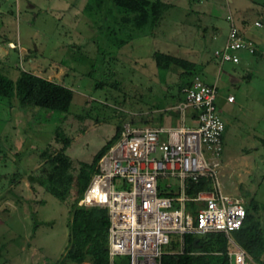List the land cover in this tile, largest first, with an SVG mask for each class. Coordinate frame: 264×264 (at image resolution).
I'll list each match as a JSON object with an SVG mask.
<instances>
[{
    "label": "rangeland",
    "instance_id": "374dc122",
    "mask_svg": "<svg viewBox=\"0 0 264 264\" xmlns=\"http://www.w3.org/2000/svg\"><path fill=\"white\" fill-rule=\"evenodd\" d=\"M163 1L170 5L155 26L136 27L121 19L131 13L112 0L100 5L93 0H0V70L12 79L20 69L28 70L72 90L66 113L39 106L19 108L15 97H0V198L21 199L20 204L10 206L7 201L0 206L4 213L0 264H59L74 185L58 197L26 179L28 172L36 173L41 166L42 150L60 147L55 128L70 138L64 152L74 173L77 162L89 161L117 125L179 122L169 109L182 98L179 84L184 71L171 64L165 70L157 68L153 51L195 62L196 75L216 86L215 104L224 123L218 168L221 189L244 205L255 203L254 217L262 225L263 44L252 40L256 56V50H237L236 63L218 62L212 53L225 42L227 14L235 25L242 17L251 32L264 33V0ZM259 14L263 24L255 26ZM227 94L231 101L225 100ZM161 181L175 183V178ZM247 259V264H257ZM112 264H126V257L114 256Z\"/></svg>",
    "mask_w": 264,
    "mask_h": 264
},
{
    "label": "built area",
    "instance_id": "2783aa9c",
    "mask_svg": "<svg viewBox=\"0 0 264 264\" xmlns=\"http://www.w3.org/2000/svg\"><path fill=\"white\" fill-rule=\"evenodd\" d=\"M229 20L225 42L212 53L218 62L236 63L237 50L253 53V41ZM253 24L260 26L259 20ZM176 125L121 124L119 136L96 161V171L77 203L106 209L107 264L125 256L126 264H160L171 235L182 251L184 233L221 231L230 244L228 264H244L245 251L229 236L244 216L241 199L225 193L218 177L224 123L215 104L216 86L198 76L180 87ZM226 101L232 96L227 94ZM187 120L190 125H185ZM175 178V183L161 181ZM208 187L188 195L186 180ZM195 204L193 210L185 202Z\"/></svg>",
    "mask_w": 264,
    "mask_h": 264
},
{
    "label": "trees",
    "instance_id": "16d2710c",
    "mask_svg": "<svg viewBox=\"0 0 264 264\" xmlns=\"http://www.w3.org/2000/svg\"><path fill=\"white\" fill-rule=\"evenodd\" d=\"M103 0H93L100 5ZM131 17L122 16L121 19L130 21L134 26L141 27L148 23L155 26L162 12L170 5L163 0H112ZM154 65L160 69L177 65L183 69V83L186 84L196 75V64L193 61L174 56L165 52L153 51ZM197 76V75H196ZM0 97L10 99L15 97L19 108L39 106L57 112L67 111L72 98V90L54 80L20 69L12 79L0 70ZM172 115L177 116L174 109H169ZM121 126L117 125L114 133L99 147L89 161L79 160L73 171L71 160L64 152L70 142L61 129L55 128L54 137L61 142L59 148L48 152L45 149L39 153L42 164L36 173L28 172L26 179L29 184L36 183L48 192L63 197L74 185L75 197L67 209L66 244L56 259L59 264H107V225L106 209L100 206H83L77 203L85 188L90 175L96 171V161L119 136ZM185 189L188 195L196 190L207 188L205 179L196 181L187 179ZM185 208L193 210L195 204L185 202ZM257 211L255 203L249 201L244 205V216L237 229L229 232V236L245 251L248 258L257 264H264V216L262 225H258L254 217ZM35 225V223H33ZM176 235H171L164 246V253L160 256V264H228L227 251L230 244L221 231L204 232L201 234L184 233L182 235V251L178 249ZM194 238H196L194 240ZM250 262L245 258V263Z\"/></svg>",
    "mask_w": 264,
    "mask_h": 264
},
{
    "label": "crops",
    "instance_id": "0c3cea01",
    "mask_svg": "<svg viewBox=\"0 0 264 264\" xmlns=\"http://www.w3.org/2000/svg\"><path fill=\"white\" fill-rule=\"evenodd\" d=\"M263 11H264V9H263ZM227 15H229V14H227ZM230 16V15H229ZM231 17V16H230ZM232 20V19H231ZM255 20H262V16L259 14L253 21H255ZM232 22H233V24H234V21L232 20ZM237 25H235L239 30H240V32L242 33V35L243 36H245L246 38H249V39H251V40H253L254 42H257V43H262L263 45V48H264V33H262V34H257V33H253V32H251L250 30H249V27L244 23V19L242 18V17H239V18H237V21L235 22ZM260 23H261V21H260ZM263 23H261V25H262ZM254 25V24H253ZM260 25V26H261ZM256 26V25H255ZM258 53H257V50L254 52V54L253 55H257ZM239 60H240V57H238V61L237 62H239ZM214 84V83H213ZM21 200V199H20ZM20 200H19V198H17V197H15L14 199H10V198H7L6 196H3V197H1L0 198V206L1 205H3V203L5 204V203H7V201H8V203L7 204H10V206L11 205H16V204H20ZM22 200H25V199H23L22 198ZM28 201V200H27ZM6 204V205H7ZM5 210V209H4ZM0 214H4L3 212H0ZM26 214V213H25Z\"/></svg>",
    "mask_w": 264,
    "mask_h": 264
},
{
    "label": "water",
    "instance_id": "95a60500",
    "mask_svg": "<svg viewBox=\"0 0 264 264\" xmlns=\"http://www.w3.org/2000/svg\"><path fill=\"white\" fill-rule=\"evenodd\" d=\"M196 238H194V240H195Z\"/></svg>",
    "mask_w": 264,
    "mask_h": 264
}]
</instances>
